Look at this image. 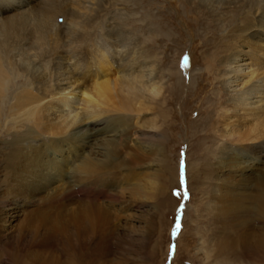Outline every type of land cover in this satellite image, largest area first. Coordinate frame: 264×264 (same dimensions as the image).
<instances>
[{
    "label": "bare ground",
    "instance_id": "bare-ground-1",
    "mask_svg": "<svg viewBox=\"0 0 264 264\" xmlns=\"http://www.w3.org/2000/svg\"><path fill=\"white\" fill-rule=\"evenodd\" d=\"M33 1L0 0V135L9 137L0 140V238L14 244L15 264H112L115 255L123 262L133 252L123 212L157 196L134 172L162 156L153 136L165 134L148 130L155 119L138 126L163 89L156 60L109 15V8L126 10L121 0ZM190 2V31L202 25L209 40L217 30L237 36L228 54L210 61L222 68L228 99L218 120L209 118L222 132L197 256L205 264H246L247 257L264 264V0ZM209 79L191 76L192 97L205 93ZM205 123L192 121L191 136ZM203 165L188 170L201 189L209 178ZM197 234L178 241L176 257L181 249L189 255Z\"/></svg>",
    "mask_w": 264,
    "mask_h": 264
},
{
    "label": "rangeland",
    "instance_id": "rangeland-1",
    "mask_svg": "<svg viewBox=\"0 0 264 264\" xmlns=\"http://www.w3.org/2000/svg\"><path fill=\"white\" fill-rule=\"evenodd\" d=\"M36 1L33 3H37ZM190 1L121 0L120 3L125 4L126 10H121V7L108 10L109 15H113L114 22L124 21L135 36L141 37V52L145 57L156 60L158 71L156 81L161 83L163 89L159 97L151 101L153 102L152 111L141 114L138 126L142 121L154 118L156 128H148V130L155 135L165 134L162 136L163 139L153 136V139L159 140L158 142L162 145V156L157 154V158L153 155L149 165L144 166V169L134 171L140 173V177L145 176L143 179L147 186L155 189L156 199L149 201L140 209H125L123 213L130 216V221H127L126 225L132 230L129 234H131L133 252L123 259V262H117V255L111 256L112 264L115 262V264H157L160 259L162 264H205L206 262L199 260L200 256H197L199 253L196 252V248L200 239L207 238L204 232L206 228L209 229L210 225L211 215L208 208L211 205L213 194L214 177L212 176L218 173L214 161L220 145L218 136L222 132V128L218 126L219 123L212 125L214 123L211 121H217L218 117L224 113L223 104L228 99L223 89L222 78L217 76L218 70L222 68L215 65L216 61L214 64L210 61L218 54L220 56L228 54L229 45L227 43L237 36L234 32L225 35L224 32L217 30L216 40H209L207 33L205 34L202 30V25L196 28L191 27L190 31V20L186 17L190 16L192 11L193 5ZM198 16L204 20L208 19L205 14H198ZM201 19L198 18V22L201 21L202 24ZM57 22L61 21L57 20ZM189 63L190 70L185 72L184 69ZM205 72L212 85L205 90L203 95H200L201 97H192L196 80L191 81V76ZM209 118H211L210 122ZM194 120L200 123L206 121L204 126L206 129H203L200 135L195 136L196 138L191 136L194 131L191 128ZM200 125L196 124V126ZM202 127L200 126L199 129ZM139 128L141 129L142 126ZM5 135L4 133L0 135L1 141L9 139ZM200 163L204 164L206 174L209 172V178L203 184V189L200 188V184H195L194 171L191 170V173H188L190 168L197 165L196 168L199 169ZM168 169L171 170L170 173ZM200 191L203 192V197L199 194ZM159 202L165 204L162 205ZM3 215L5 216L6 213ZM15 223L11 221V225ZM116 224H118L117 221ZM196 229L200 231V235L197 234L193 238L195 240L192 241L189 255L181 249L176 257L178 241L181 242L180 245H183L187 242L186 234L194 233ZM0 239V264H15L14 244L5 246L4 238L1 236ZM153 248L159 249V253L152 255L150 251ZM210 259H207V262L211 261ZM245 260L248 264V257Z\"/></svg>",
    "mask_w": 264,
    "mask_h": 264
}]
</instances>
